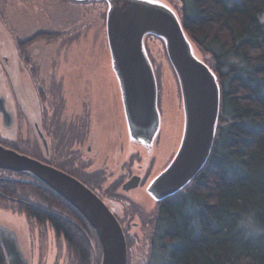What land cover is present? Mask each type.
<instances>
[{"label":"trees","instance_id":"1","mask_svg":"<svg viewBox=\"0 0 264 264\" xmlns=\"http://www.w3.org/2000/svg\"><path fill=\"white\" fill-rule=\"evenodd\" d=\"M180 1L178 9L171 4L209 55L220 111L203 167L159 200L151 252L160 247L162 264H264V0ZM0 173V206L49 223L64 237L70 264H93L94 249L99 264V239L71 203L37 180ZM0 264H9L1 245Z\"/></svg>","mask_w":264,"mask_h":264},{"label":"flooded vegetation","instance_id":"2","mask_svg":"<svg viewBox=\"0 0 264 264\" xmlns=\"http://www.w3.org/2000/svg\"><path fill=\"white\" fill-rule=\"evenodd\" d=\"M83 3H102L106 6V12L109 8L107 0H88ZM62 36L63 32H52L45 26L0 30V100H3L6 110L0 111V142L49 163L84 182L114 212L126 234L128 245L129 241L135 243L137 233L130 232L132 219L138 216L146 226V219L157 215L159 201L154 199L155 207L146 211V202L139 201L144 207L130 194L137 196L149 192L148 188L156 176L153 164L157 157L156 160L152 157L155 153L163 151L159 149V145L164 143V131L166 126H169L164 117L165 93L171 90V100L174 103L178 98L174 108L179 110L182 103L179 81H159L157 71L164 66L171 67V63L166 50H160L158 57L156 49L150 45L155 40L162 43L164 41L156 35H147L144 39V49L157 78L161 123L153 137L138 139L133 137L128 124L119 81H97L96 84L95 81L66 83L55 81L54 74L51 75L52 81H37L42 64L32 56L33 49L37 44L44 47L48 44L61 46ZM70 38H73V35ZM51 53L53 56L49 57V61L53 65L52 68H55L59 56L57 52ZM40 55L44 56V63L47 56L42 51ZM36 57L38 58V55ZM14 71L18 76L24 74L28 82L32 83L33 81H29L32 79L38 83L31 85V93L34 95L14 88L19 82L14 81ZM23 78L22 76L21 79L25 80ZM10 83L12 87L6 89L5 85ZM165 84L168 85V90ZM178 116L179 113L175 115ZM163 117L166 121L164 126ZM3 131H8L11 138L2 136ZM25 131L27 137L17 136V133ZM132 142L136 146H132ZM138 143H142L141 147ZM3 228L5 230H0V245L7 260L9 256V264H27L28 259L19 247L15 232L4 226ZM14 239L17 245L14 244Z\"/></svg>","mask_w":264,"mask_h":264},{"label":"water","instance_id":"3","mask_svg":"<svg viewBox=\"0 0 264 264\" xmlns=\"http://www.w3.org/2000/svg\"><path fill=\"white\" fill-rule=\"evenodd\" d=\"M107 1L106 30L111 53L108 63L109 68L112 63L120 82L133 137H153L161 123L157 78L144 49L147 35H156L164 41L180 84L182 103L180 112L177 111L179 116L184 115L180 148L170 165L149 186V192L159 201L185 187L207 161L216 135L220 85L213 69L200 57L199 48L184 30L178 12L167 0ZM0 104V111H6L3 100ZM0 169L37 180L71 203L99 239V264L128 263V245L122 225L109 206L84 182L1 142ZM2 229L5 230L0 226ZM14 244L17 245L15 239ZM93 264H97L95 249Z\"/></svg>","mask_w":264,"mask_h":264},{"label":"rangeland","instance_id":"4","mask_svg":"<svg viewBox=\"0 0 264 264\" xmlns=\"http://www.w3.org/2000/svg\"><path fill=\"white\" fill-rule=\"evenodd\" d=\"M171 3L177 9L181 6L180 0H170ZM174 5L171 6L175 8ZM105 9L106 6L102 5V3H79L71 0H24L23 3L1 0L0 30L34 29L39 26H45L46 29L52 30V32H63V45L48 44L44 47L37 44L33 49L32 56H35L36 61L42 64V70L37 81H52V74H54L55 81H66V83H69V81H80L79 83L95 81L96 84L97 81H114L112 78L117 81L118 78L113 70L112 63L111 68H109L108 63L110 62L109 56H111V53L107 44V12ZM262 20L264 21V15ZM72 35L73 38H70ZM150 45L154 46L158 57L160 50H166L164 42L162 43L159 40L151 42ZM41 51L47 56L44 63L42 60L44 56L40 55ZM52 51L57 52L59 56L58 64L55 65V68H52L53 65L49 61V57L53 56ZM195 52L197 54V48ZM199 54L206 62H210L209 55L203 53L200 49ZM36 55H38V58ZM173 71L172 66H164L163 69L158 70L159 81L167 82L170 81L169 79L173 80ZM16 72L19 73V71ZM13 74L14 81H19L14 85V88L19 91L20 89L27 91L31 96L34 95V93H31L33 91L31 87L36 81L31 79L29 81L33 82H28L24 74L18 76L15 71ZM22 76L25 80L21 79ZM36 84L38 83L36 82ZM5 87L10 89L12 87L11 83L6 84ZM168 98H173L171 90L165 93V110L167 109ZM175 100L177 104L178 98ZM164 117L162 126L166 124ZM183 125L184 115H180L173 119L169 126H166L164 143L159 145V149L163 151L158 154L155 153L156 155L152 157L155 160L157 157L153 164L155 178L170 165L175 154L179 151L184 132ZM1 135L8 139L11 138V134L8 131H3ZM20 135L28 136L26 131L17 133L18 137ZM141 144L138 143L140 147ZM131 145L136 146L133 142ZM143 156L145 155L143 154ZM11 176L15 175L11 174ZM130 196L140 204L145 201V206L148 208H145L146 211L155 207L154 197L150 192H143V195L138 194L137 196L130 194ZM13 199H16V197ZM9 203L12 204L13 202L9 199ZM12 205L17 206L16 203ZM152 220L153 218L146 219L144 222L145 226L138 216L132 219L130 232L137 233V240L135 243L129 241V245L127 243V264H162L165 260L166 254L161 251L159 246H156L151 252ZM132 222H135L134 224H137V226H132L134 225ZM246 224L250 226V217H248ZM0 226L15 232L19 247L28 259V264H70L64 237L57 236L49 223L40 224L33 219H29L24 213L0 206Z\"/></svg>","mask_w":264,"mask_h":264},{"label":"bare ground","instance_id":"5","mask_svg":"<svg viewBox=\"0 0 264 264\" xmlns=\"http://www.w3.org/2000/svg\"><path fill=\"white\" fill-rule=\"evenodd\" d=\"M173 77H174L173 80L172 79H169V80L174 81V79H175V81H177L174 73H173ZM165 87L167 88L166 90H168L167 84H165ZM166 111H167V113L165 114V118L168 120L169 123H171L173 119H176L175 111H177L176 108H174V102L171 99H168ZM177 121H179V120H177Z\"/></svg>","mask_w":264,"mask_h":264}]
</instances>
